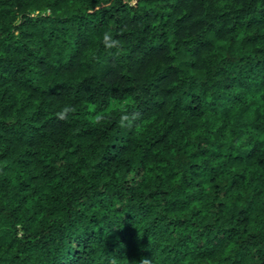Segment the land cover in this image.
I'll list each match as a JSON object with an SVG mask.
<instances>
[{
  "label": "trees",
  "instance_id": "1",
  "mask_svg": "<svg viewBox=\"0 0 264 264\" xmlns=\"http://www.w3.org/2000/svg\"><path fill=\"white\" fill-rule=\"evenodd\" d=\"M142 257L264 264V0H0V264Z\"/></svg>",
  "mask_w": 264,
  "mask_h": 264
},
{
  "label": "clouds",
  "instance_id": "2",
  "mask_svg": "<svg viewBox=\"0 0 264 264\" xmlns=\"http://www.w3.org/2000/svg\"><path fill=\"white\" fill-rule=\"evenodd\" d=\"M102 42L106 49L108 50L115 49L116 54H119L123 49V42L120 41L119 39H116L112 35L111 31L104 32L102 37ZM131 103H132L131 97H124L122 99L112 98L109 101L110 110H118L122 113L119 120V126L121 128L132 129L137 125V121L141 119V114L139 112L127 111ZM73 112H75V109L70 105H66L62 108L61 111L56 113V116L60 120H65L69 117V114ZM89 119L94 125H99L107 119V116L105 113L101 112L95 114L94 116H90ZM111 264H118V261L116 259H113ZM138 264H152V259H149L147 257H142L141 260L138 262Z\"/></svg>",
  "mask_w": 264,
  "mask_h": 264
}]
</instances>
